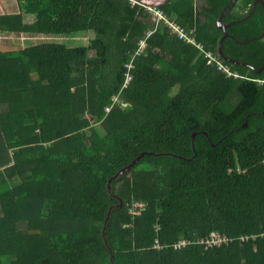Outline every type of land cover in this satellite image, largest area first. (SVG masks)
<instances>
[{"label":"trees","instance_id":"obj_1","mask_svg":"<svg viewBox=\"0 0 264 264\" xmlns=\"http://www.w3.org/2000/svg\"><path fill=\"white\" fill-rule=\"evenodd\" d=\"M16 2L3 33L93 36L0 51V264H264V5L223 17L227 59L232 0L152 7L228 76L133 0Z\"/></svg>","mask_w":264,"mask_h":264},{"label":"built area","instance_id":"obj_2","mask_svg":"<svg viewBox=\"0 0 264 264\" xmlns=\"http://www.w3.org/2000/svg\"><path fill=\"white\" fill-rule=\"evenodd\" d=\"M148 8L150 10H153V13L157 17L164 18L165 21L168 23V25H169L170 29L172 30V32L174 34H176L180 40H183V41H185V42H187L189 44L197 46L198 49H200V53L203 54L207 58V61H208L209 64L217 63L218 68L225 70V72L228 74V76H231V75L237 76L236 74H234L233 72L229 71L228 69H226L223 66V64L220 61V58H219V56L217 54H214L211 51H207L203 47L202 44H199L197 41H195L194 38L191 35H189V33L187 32V30L184 27L178 25L177 23H174V22L168 20L163 15L162 11L154 10L152 7H148ZM140 45H141L140 50H142L144 48V46H145V42L141 41ZM128 67L131 68L132 64L128 65ZM130 80H131V74L128 73L127 76H126V84L129 83ZM116 100H118V99H116ZM107 111H110V108H107ZM143 209H144V204L143 203H141V202H133L131 207H130V209H129V213L132 214V215H139L142 212ZM250 238L254 239L255 236H247L246 235V236H242L240 239L242 241H247ZM227 239H228L227 237H224V236H222L220 234H219V236H217V232H212L211 237H208L206 239V241L208 242L209 245H212V244L218 243V242L222 243L224 240H227ZM185 243H186V240L181 239L178 242H176L174 244V246L175 247L183 246ZM157 245H159V244L157 243Z\"/></svg>","mask_w":264,"mask_h":264},{"label":"rangeland","instance_id":"obj_3","mask_svg":"<svg viewBox=\"0 0 264 264\" xmlns=\"http://www.w3.org/2000/svg\"><path fill=\"white\" fill-rule=\"evenodd\" d=\"M135 2V1H134ZM137 3V2H135ZM198 6H200L202 4V1H198ZM29 20L26 21L29 23ZM17 34V33H16ZM19 34V33H18ZM19 36V35H18ZM18 36H14L15 41H18ZM93 33L92 32H79V33H74V34H70V35H65V36H59V35H55V36H37V37H31L29 35H26L23 37V39H19L22 40V42H20L17 46L15 47H23V46H29L30 44H36L39 42H60V43H65L68 46L71 47H76V46H85L89 43V40L92 38ZM20 37V36H19ZM14 42V40H12V43ZM18 43V42H17ZM16 45V44H15ZM3 48H11L10 46L7 47V45H3ZM217 236H219V233L217 232Z\"/></svg>","mask_w":264,"mask_h":264},{"label":"crops","instance_id":"obj_4","mask_svg":"<svg viewBox=\"0 0 264 264\" xmlns=\"http://www.w3.org/2000/svg\"><path fill=\"white\" fill-rule=\"evenodd\" d=\"M254 6H255V2H254V5L252 7L251 13L253 12ZM18 12H19V9H18L16 0H0V15L16 14ZM28 19L32 20V21H29V23H32L35 21L36 18L34 15L25 14L23 16L24 23H28V22H26V21H28ZM14 36H18V39H17L18 41H15ZM24 36H25V33H22V32H20L19 34H16L13 32L3 33L0 30V51L19 48V47H15V46H17L20 42H22V40H19V39H23ZM12 40H14L13 43H12ZM3 45H5V46L7 45V47L10 46L11 48H3Z\"/></svg>","mask_w":264,"mask_h":264},{"label":"water","instance_id":"obj_5","mask_svg":"<svg viewBox=\"0 0 264 264\" xmlns=\"http://www.w3.org/2000/svg\"><path fill=\"white\" fill-rule=\"evenodd\" d=\"M133 1H135V2H137V3H139V4H142V5H144V6H146V7H158V6H161V5H163V4H165L168 0H133ZM238 2V0H232V2H231V4L229 5V7L226 9V11L219 17V19H218V26H219V28L220 29H222L223 30V37H222V39H221V41H220V44H219V48H218V52H219V54H220V56L221 57H223L224 59H227L226 57H225V55H224V52H223V48H222V43H223V41L229 36V33H228V31L226 30V24L224 23V22H222V19H223V17L225 16V15H227L234 7H235V5H236V3ZM260 2L262 3V5H264V2L262 1V0H260ZM250 14H251V12H250ZM263 36H264V34H263ZM236 63V61H233V63ZM264 68V67H263ZM262 68V69H263ZM262 69L261 70H258L257 72H261L262 71ZM247 124V122L245 123V125ZM194 136V134L192 135V137ZM194 148V147H193ZM152 153V152H151ZM195 153H197V152H195ZM194 153V154H195ZM145 153H142V154H140L139 156H137V158L135 159V160H133L129 165H128V167L126 168V169H123L122 171H120L116 176H115V178H117L118 176H120V175H123L124 174V172L126 171V170H130V169H132V168H134L135 167V164L137 163V161L138 160H140L142 157H143V155H144ZM179 157H181V156H179ZM185 159H189V158H185Z\"/></svg>","mask_w":264,"mask_h":264}]
</instances>
